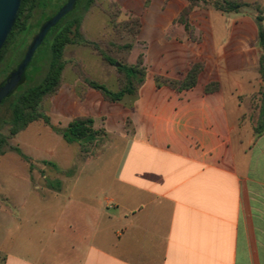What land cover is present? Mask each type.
I'll list each match as a JSON object with an SVG mask.
<instances>
[{
	"label": "crops",
	"instance_id": "1",
	"mask_svg": "<svg viewBox=\"0 0 264 264\" xmlns=\"http://www.w3.org/2000/svg\"><path fill=\"white\" fill-rule=\"evenodd\" d=\"M118 1L140 20L128 65L144 81L121 102L88 86L76 96L72 120L92 118L102 147L77 163L78 144L72 183L54 200L72 210L52 225L24 214L18 192V214L0 208L12 222L0 264H264V3L262 13L202 5L186 27L188 0Z\"/></svg>",
	"mask_w": 264,
	"mask_h": 264
},
{
	"label": "rangeland",
	"instance_id": "2",
	"mask_svg": "<svg viewBox=\"0 0 264 264\" xmlns=\"http://www.w3.org/2000/svg\"><path fill=\"white\" fill-rule=\"evenodd\" d=\"M44 1L46 7L41 5L32 12L27 23L29 27L27 34L24 37L18 36L4 52L0 61V85L5 82L7 76L11 74L23 57L25 44L31 43L42 24L67 2V0ZM240 1L249 4L244 9L258 10L262 13L260 4H263L264 0ZM118 2V0H95L87 11L84 9L83 3L70 16V19L78 15L82 17L81 36L96 45L73 44L66 46L63 53L65 66L61 86L57 92L45 98L41 104V111L50 118L52 126L63 128L62 126L72 121V103H75L76 96H82L87 88L84 78H91L113 91L118 89L120 80L123 81V75H118L116 67L107 63L103 55L128 64L132 52L122 46L132 45L136 41L138 34H136L135 20L139 22L140 20L132 13H124ZM51 36L52 34L44 40L29 66L27 71L29 80L26 82V86L38 83L45 75L53 42ZM140 49V53H143L144 47L141 46ZM23 88L24 85L19 87L18 91ZM226 97L228 103L231 104L234 96L231 92H226ZM11 114L9 102L0 107V135L7 138L5 152L0 156V208L15 215L18 214L16 197L19 195L27 202L24 214H28L30 217L36 215L41 217L43 213L48 214L51 219L44 223L52 225L54 220L52 217L72 210V205L69 204V201L67 202L66 197L61 201L54 200L60 199L66 193V187L72 183V154L75 153L79 143L68 144L59 141L58 137L52 133L51 127L46 125L43 120L33 122L25 130L11 136L9 124ZM40 141L43 142L41 143L42 150L38 151L37 147ZM100 142H93L85 147L81 146L82 152L78 153L76 162H81L85 158L84 155L98 154L102 147ZM46 144L56 149L57 156L48 157L49 154H45L52 151ZM16 149H20L24 155L28 156L29 160L25 161L19 156ZM69 158L70 163L60 162ZM20 182L27 183L29 188L25 184H18V189H10V186H13L11 184ZM40 199H45V201ZM11 227L12 222L0 213V238ZM26 229L28 230V228Z\"/></svg>",
	"mask_w": 264,
	"mask_h": 264
},
{
	"label": "trees",
	"instance_id": "3",
	"mask_svg": "<svg viewBox=\"0 0 264 264\" xmlns=\"http://www.w3.org/2000/svg\"><path fill=\"white\" fill-rule=\"evenodd\" d=\"M44 0H23V3L20 8L19 16L17 21L12 29L10 36L7 39L3 49L0 52V61L4 52L7 50V47L10 44H13L14 41L18 38V36L24 37L28 30V20L32 15V12L35 10L36 7L41 5L47 6L44 4ZM68 2V0H67ZM66 2V3H67ZM95 0H77L73 10L69 12L65 17H63L57 25H55L47 34L46 38L52 34L53 42L50 47V57L48 59V68L45 75L38 83H33L31 85H25L26 82L29 80V76H27V71L29 66L32 64L36 53L35 52L31 63L29 64L26 72L24 74V80L21 84L14 90V92L3 100L0 104V107L4 105L6 102L10 103L11 106V119H10V135L15 136L19 132L25 130L31 123L43 120L44 123L53 128V130L62 136L65 142L71 144L74 142H78L81 146H87L88 144H92L93 142H98L100 137L104 135V132L101 130H96L94 128V120L90 117H77L73 119L66 128H54L50 123V118L45 115L41 111V104L45 98L51 96L61 86L62 81V73L64 70V60H63V53L68 45L73 44H92L96 45L95 43L90 42L88 39L81 36V16H74L70 19V16L84 3V9L87 11L89 10L92 5L94 4ZM65 3V4H66ZM188 6L182 11L178 21L180 23L186 24L187 17L189 14L197 7L202 5L204 6H212L215 9L225 12V13H232V12H240L242 9L248 7L249 4L245 2H241L240 0H188ZM64 4V5H65ZM63 5V6H64ZM62 6V7H63ZM58 12V11H57ZM55 12L50 18L57 14ZM47 19L42 26L48 21ZM258 23L261 24L263 21L262 16L257 17ZM41 26V27H42ZM136 26V34L139 33L141 24L139 21L135 20ZM187 27V24H186ZM40 31V30H39ZM36 33V35L39 33ZM35 35V36H36ZM33 37V39L35 38ZM45 38V39H46ZM31 43L25 44L24 55L19 61L18 65L13 69L15 71L19 64L23 61L24 56L29 48ZM259 44L262 48H264V28L260 25V32H259ZM132 45L127 44L122 46V48L131 50ZM105 61L110 65H113L117 69L118 75H123V81L119 82L118 89L113 91L106 87L105 85L91 79V78H84V82L87 86L91 89H94L100 92L103 97L110 101V102H121L126 96L133 95L139 88V86L143 83L145 78V70L143 68H139L138 66L128 65L122 62H118L117 60L113 59L112 57L103 55ZM259 72L262 76V80L264 81V52L260 57V66ZM12 71V72H13ZM11 72V73H12ZM197 70L194 69L189 75V80L194 83ZM11 74H9L10 76ZM5 79V81L9 78ZM24 88L18 91V88L23 86ZM262 104L260 108V123L258 125V133L264 131V91L262 92ZM7 144V138L0 135V156L4 154V149ZM16 153L21 156L25 161H28V156L24 155L20 149L15 150Z\"/></svg>",
	"mask_w": 264,
	"mask_h": 264
},
{
	"label": "water",
	"instance_id": "4",
	"mask_svg": "<svg viewBox=\"0 0 264 264\" xmlns=\"http://www.w3.org/2000/svg\"><path fill=\"white\" fill-rule=\"evenodd\" d=\"M77 0H68V2L61 7L55 16L50 18L41 28L39 33L31 42L23 61L18 68L11 73L9 78L0 85V104L4 99L9 97L14 90L24 80V74L37 49L44 42L49 31L59 23V21L71 12ZM23 0H0V52L3 49L8 37L19 16L20 8Z\"/></svg>",
	"mask_w": 264,
	"mask_h": 264
}]
</instances>
